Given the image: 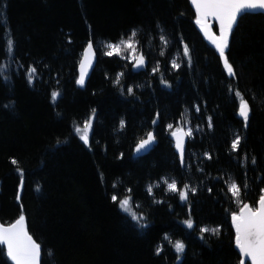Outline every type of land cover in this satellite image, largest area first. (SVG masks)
I'll use <instances>...</instances> for the list:
<instances>
[{
  "label": "trees",
  "instance_id": "1",
  "mask_svg": "<svg viewBox=\"0 0 264 264\" xmlns=\"http://www.w3.org/2000/svg\"><path fill=\"white\" fill-rule=\"evenodd\" d=\"M133 30L145 70L134 71L127 55H106L107 45ZM90 41L97 61L79 87L77 66ZM226 54L234 78L203 37L189 0H0V62L10 65L0 74V221L25 216L41 245L38 264H238L231 214L245 202L255 206L264 189V13L240 17ZM29 67L37 69L31 84ZM237 90L250 106L247 127ZM53 91L60 93L55 102ZM93 110L85 145L74 128ZM177 127L193 129L183 164L170 138ZM150 131L151 148L135 155ZM163 178L178 189L189 185L188 199ZM233 181L239 203L228 191ZM113 195L131 196L147 227ZM202 228L220 231L202 235ZM0 264H14L1 244Z\"/></svg>",
  "mask_w": 264,
  "mask_h": 264
},
{
  "label": "snow or ice",
  "instance_id": "2",
  "mask_svg": "<svg viewBox=\"0 0 264 264\" xmlns=\"http://www.w3.org/2000/svg\"><path fill=\"white\" fill-rule=\"evenodd\" d=\"M192 3L196 5L198 19L196 23L200 26L204 34L209 35V29L211 25L208 23V18L211 17L218 22L219 25V35L212 33L210 39L215 45L216 50L222 60L223 68L229 77H235V69L230 63L226 50L229 48L230 37L233 33L235 27L237 26L240 17L250 12L264 13V0H192ZM136 32L133 30L131 37L127 40H122L118 44H109L107 47L110 49L106 55L112 56L113 54L119 55L122 51L121 45L131 49L135 52L133 46L132 37H135ZM165 38L161 36V40ZM166 42V41H165ZM14 42L9 38L6 41V53L11 54L13 52ZM93 48L92 42L88 44L86 52L91 51ZM183 55L189 57V48L187 45L183 48ZM135 59L137 67H142L145 64L143 55L138 59ZM91 61L81 62V71L77 84L83 86L85 83V77L87 75L86 68L90 67ZM173 68H179L180 64L176 60L172 61ZM10 65L0 62V74ZM159 71V65L153 68V72ZM28 82L31 84L37 76V69L35 67H29L26 72ZM5 80L8 79L7 76H3ZM117 82H119V76L117 77ZM162 83H167L162 80ZM129 94L133 93V88L129 87L127 89ZM231 92V87L229 88ZM60 93L59 91H53L51 93V99L55 102ZM234 95L239 98V108L238 115L243 119L244 126L247 127V123L250 115V106L246 100L243 99L242 93L238 90L235 91ZM199 106H196V111L199 112ZM159 115V114H157ZM95 116V110H93L92 116L89 117L83 124V127L77 125L75 127V132L79 135V138L84 142L85 145H89L90 137L89 133L92 129V123ZM153 123H156L154 120ZM120 126H124V121L120 122ZM208 127H212L211 117L208 118ZM169 129L173 128V125H168ZM183 132V135L178 133ZM171 135L175 138V146L179 152L181 163H184V137H191L193 135V129L188 128L187 131H183L182 128H176L171 132ZM241 137L237 135L235 139L231 142V149L234 152L240 150ZM155 141V136L152 132L147 134L145 139H142L136 148L137 153L146 149ZM209 159L211 156L205 153ZM13 164L18 162L13 159ZM252 163H255V158L252 159ZM20 173L21 187L23 185V170L17 169ZM167 184V189L170 192H178L181 201H186L188 199L189 185L185 184L182 189H178L177 182L172 180L171 182L165 181ZM247 187L246 185L244 186ZM195 192V188L190 189ZM131 191L130 189L128 190ZM148 191L151 193L152 186L149 185ZM211 191V189H209ZM228 191L232 194V197L239 203L241 196V187L235 181L229 184ZM19 199V197H18ZM113 202L119 203V207L122 211L128 212L131 215L132 220L136 221L138 226L141 228H146L147 224L144 222L143 214L137 215L136 212L132 210L131 207V196H126L123 199H119L116 195L111 197ZM25 217L21 215L19 219L8 227L0 225V244L7 245V255L15 262V264H38V258L40 255V245L37 244L30 235L24 229ZM232 222L235 228V244L238 251L241 254L240 264H245V260H250V264H264V189L261 190V195L259 196L258 206L251 207L249 204H243L240 207L239 213H232ZM188 228L193 227V222L191 219L184 221ZM201 234L205 232H212L214 234H219V228L209 229L202 228ZM174 248L177 253H183L185 245L182 241H176ZM162 249L157 247L156 254L159 255Z\"/></svg>",
  "mask_w": 264,
  "mask_h": 264
},
{
  "label": "water",
  "instance_id": "3",
  "mask_svg": "<svg viewBox=\"0 0 264 264\" xmlns=\"http://www.w3.org/2000/svg\"><path fill=\"white\" fill-rule=\"evenodd\" d=\"M189 3H190V5H191V7L193 8V10H194V12H195V15H196V20L198 19V13H197V9H196V5L195 4H193L192 3V0H189ZM257 12H259V11H257ZM208 23L211 25V27H210V29H209V35H205L204 34V31H202V29L200 28V26L198 25V27H199V29H200V31H201V33H202V35H203V37L205 38V40L207 41V43H209L211 46H213L214 48H215V45L212 43V40L210 39V36H211V34L212 33H215L217 36L220 34L219 33V25H218V22L217 21H215L213 18H211V17H209L208 18ZM213 25H215L216 26V30H214V28H213ZM89 44V43H88ZM88 44L87 45H85V47L83 48V50H82V55H81V58H80V60H79V62H78V66H77V73H78V75H77V79H76V84H77V80H78V78H79V75H80V71H81V62L82 61H85L86 63H87V61H91V64H90V67H87L86 68V71H87V75H86V77H85V83H84V85L83 86H80V85H78L79 87H84L85 86V84H86V82H87V80H88V78H89V76H90V74H91V72H92V70H93V68H94V66H95V64H96V61H97V54H96V52H95V49H94V46H93V48H92V50L91 51H89V52H86V49L88 48ZM93 45V44H92ZM216 49V48H215ZM141 55H143V57H144V60H145V64H144V66H142V67H137L136 66V63H135V59L133 60V62H132V69L134 70V71H140V70H145V68H146V66H147V63H148V59H147V57L144 55V53L142 52V51H139L138 53H137V55H136V57L135 58H139ZM183 129V131H186L184 128H182ZM151 132V131H150ZM153 133V132H152ZM179 135H183V132H181V133H178ZM147 137V136H146ZM145 137V138H146ZM145 138H143V139H145ZM170 138H171V140H172V142H173V147H174V151H175V153L178 155V157H179V160L181 161V159H180V155H179V152H178V150H177V148H176V146H175V138L171 135V133H170ZM142 140V139H141ZM140 140V141H141ZM187 140H188V137L187 136H185L184 137V150H185V148H186V142H187ZM139 141V142H140ZM138 142V143H139ZM138 143L135 145V147H134V154L135 155H139V154H143V153H145L146 151H148L150 148H151V146H152V144L150 145V146H148L146 149H144V150H142L141 152H139V153H137V151H136V148H137V145H138ZM184 155H185V151H184ZM258 200H259V198L257 199V201H256V203H255V206H251L249 203H247V202H245V203H243V204H249L251 207H257L258 206ZM242 204V205H243ZM241 205V206H242ZM240 206V207H241ZM240 207H239V209H238V211L237 212H234V213H239V210H240ZM23 215V214H22ZM21 216V215H20ZM20 216H18L17 218H15L11 223H9V224H6V223H3V222H1L0 221V225H3V226H5V227H8V226H10L11 224H13V223H15L18 219H19V217ZM24 216V215H23ZM25 217V216H24ZM230 220H231V226H232V228H233V231H234V245H235V248L237 249V247H236V244H235V228H234V225H233V222H232V214H231V218H230ZM24 229H25V231L28 233V235H30L31 237H32V239L37 243V244H39L40 245V243L39 242H37L36 240H35V238L33 237V235L29 232V230H28V228H27V222H26V218H25V220H24ZM3 246H4V248H5V250H6V252H7V245L6 244H2ZM237 251H238V249H237ZM238 253H239V262H238V264H240V260H241V254H240V252L238 251ZM8 256V255H7ZM40 256H41V245H40V255H39V258H38V260L40 259ZM8 258L15 264V262L8 256ZM247 263H249L250 264V260H245V264H247Z\"/></svg>",
  "mask_w": 264,
  "mask_h": 264
},
{
  "label": "rangeland",
  "instance_id": "4",
  "mask_svg": "<svg viewBox=\"0 0 264 264\" xmlns=\"http://www.w3.org/2000/svg\"><path fill=\"white\" fill-rule=\"evenodd\" d=\"M133 41V46H134V48H135V52H133L131 49H128V48H126V47H124L123 45H121V48H122V51H121V53L119 54L120 56H122V55H127V56H129V58L133 61L134 59H133V57H136V55H137V53L139 52V49L136 47V45H135V42H134V40H132ZM115 44H118V43H115ZM110 49L108 48V51H109ZM107 51V52H108ZM89 119V117L87 118V119H85L84 121H82L81 123H79V124H77V125H79V126H81V127H83V124H84V122L86 121V120H88ZM77 125H75V127L77 126ZM178 128V127H177ZM180 128V127H179ZM75 129V128H74ZM186 131H187V129H188V127H186V128H184ZM90 134V133H89ZM78 135V134H77ZM79 136V135H78ZM163 181H166L164 178L162 179ZM168 182H171V181H168ZM166 186H167V184H166ZM132 203V202H131ZM131 207H132V210L134 211V212H136L135 211V208L132 206V204H131ZM128 213V212H127ZM129 215H130V213H128ZM247 264H249V263H247Z\"/></svg>",
  "mask_w": 264,
  "mask_h": 264
},
{
  "label": "bare ground",
  "instance_id": "5",
  "mask_svg": "<svg viewBox=\"0 0 264 264\" xmlns=\"http://www.w3.org/2000/svg\"><path fill=\"white\" fill-rule=\"evenodd\" d=\"M12 222V221H11ZM11 222H9V223H11ZM9 223H6V224H9ZM2 245V244H1ZM240 258V257H239Z\"/></svg>",
  "mask_w": 264,
  "mask_h": 264
}]
</instances>
